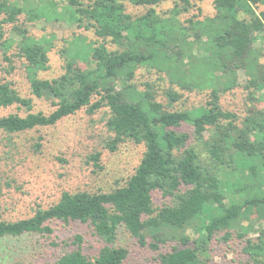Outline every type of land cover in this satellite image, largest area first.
<instances>
[{
	"label": "trees",
	"instance_id": "obj_1",
	"mask_svg": "<svg viewBox=\"0 0 264 264\" xmlns=\"http://www.w3.org/2000/svg\"><path fill=\"white\" fill-rule=\"evenodd\" d=\"M163 1L0 0V50L15 45L27 81L22 96L14 83L0 78V109L16 111L0 117V132L23 133L80 111H102L112 136L103 148L113 152L124 141L143 147L123 186L62 192L57 202L17 221L0 213V241L51 237L49 223L77 222L92 227L97 251L85 254L84 237L77 234L70 242L54 241L64 248L45 264H127L128 251L117 245L119 231L156 252L174 243L158 252V264H209L211 243L231 239L240 242L244 264H264V106L253 105H264V52L259 53L264 10H255L264 0H213L210 16L199 19L198 11L186 26L177 17L190 10L192 0L175 2L166 18L155 11ZM128 4L147 10L133 16L126 12ZM22 14L28 23L67 19L115 48L73 38L67 48L73 55L62 52L60 74L41 79L51 40L30 37L17 26L12 27L16 38L5 36L4 26ZM142 68L166 87L137 86L134 78ZM239 73L246 79L245 103L251 104L242 117L220 104L221 96L238 86ZM174 86L206 91L205 101L192 108L177 104L183 95ZM34 100L50 111L33 112ZM98 159L99 153L90 156L94 163ZM155 195L165 199L161 206L154 207Z\"/></svg>",
	"mask_w": 264,
	"mask_h": 264
},
{
	"label": "rangeland",
	"instance_id": "obj_2",
	"mask_svg": "<svg viewBox=\"0 0 264 264\" xmlns=\"http://www.w3.org/2000/svg\"><path fill=\"white\" fill-rule=\"evenodd\" d=\"M213 0H192V6L187 13H181L177 19L186 26V20L199 13V19L210 16ZM22 2V1H21ZM178 0H164L155 7V11L162 17H168L169 11ZM147 8L126 5V12L138 16L145 13ZM256 12L264 10L263 5L255 7ZM14 24H7L5 36L16 38L17 26L27 31V35L35 39L49 38L52 48L48 53V70L39 74L41 79H52L61 72L62 52L66 51L73 38L84 39L85 43L94 46L105 44L111 50L115 46L108 40L97 38L93 32L77 28L67 21L40 19L33 23L25 21V14L17 18ZM12 29V30H11ZM261 43V42H260ZM259 45V44H257ZM261 47V49H260ZM264 52V42L259 45V53ZM7 56L8 60L3 58ZM68 50L64 56H72ZM10 61V62H9ZM264 64V56L260 59ZM77 65L85 68L82 60ZM149 74V75H148ZM25 63L17 56L15 45L7 51L0 50V78L15 84L22 96H27V81L25 79ZM156 76L146 69L139 70L134 78L137 86L145 82L165 86L164 82H155ZM243 73L238 74V86L223 94L220 104L224 109L237 113L242 117L251 105L245 103L247 92ZM166 87V86H165ZM183 95L180 102L186 107H197L205 101L206 91L188 93L174 86ZM33 112L48 113L50 107L43 101L34 100ZM261 109L263 103L253 104ZM13 108L1 110L0 117L14 113ZM106 114L102 111L87 115L80 111L69 116L52 127L36 128L16 134L0 132V188L3 198L0 201L2 218L17 221L31 217L38 208H47L57 202L62 192H110L123 186L134 173L142 153L143 147L129 141L121 142L113 152L103 148V141L111 138L105 125ZM40 147L36 150V145ZM99 153L97 163L90 160V156ZM165 199L157 195L153 197L154 207L161 206ZM257 216L254 214L252 218ZM53 233L49 236H33L21 238H6L0 241V264H45L57 255L63 245L53 246V242L71 241L75 235L84 237L83 250L85 254H93L100 243L94 238L92 227L77 222L49 223ZM192 235V230L186 232ZM149 240V239H148ZM117 245L128 251L127 264H158L156 261L159 251L167 249L174 243L161 246L158 252L148 246H140L136 240L125 231H119ZM209 264H244L245 257L241 253V244L231 239L227 242L215 240L210 245Z\"/></svg>",
	"mask_w": 264,
	"mask_h": 264
}]
</instances>
